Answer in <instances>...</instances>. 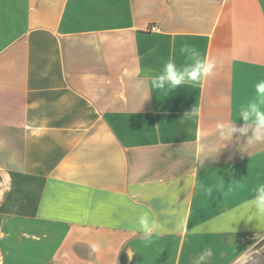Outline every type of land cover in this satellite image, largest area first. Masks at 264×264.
<instances>
[{
  "label": "crops",
  "instance_id": "0c3cea01",
  "mask_svg": "<svg viewBox=\"0 0 264 264\" xmlns=\"http://www.w3.org/2000/svg\"><path fill=\"white\" fill-rule=\"evenodd\" d=\"M184 44L214 74L153 89ZM261 80L264 0H0V264L237 263L264 142L219 125Z\"/></svg>",
  "mask_w": 264,
  "mask_h": 264
},
{
  "label": "clouds",
  "instance_id": "9594fccd",
  "mask_svg": "<svg viewBox=\"0 0 264 264\" xmlns=\"http://www.w3.org/2000/svg\"><path fill=\"white\" fill-rule=\"evenodd\" d=\"M182 52H186L189 55L191 63H187L182 67H178L172 60H168L164 65L162 71L155 76L147 77L150 80V85L153 89L168 94L170 91H174L180 86L198 83L207 77L214 74L216 70V64L213 60L207 56L201 57L200 54L191 46L184 44L181 48ZM257 99L248 103L246 106H242L239 110V119L243 120L244 126L237 127L235 122H222L219 127L222 129L221 136L224 141H231L233 136L239 133L242 137L247 138V144L243 148V151L252 147L253 145L264 142V110L261 108V103H264V80L259 81L255 85ZM252 132L251 136H248L249 132ZM206 160V159H204ZM204 160H198L203 164ZM251 204L257 209L258 212L264 213V186L260 187L257 191V195ZM139 225L145 233H151L155 225L148 223L147 217L142 216L139 220ZM193 234H197V230L193 229ZM264 241L259 235L256 239V243ZM264 250H257L255 245L245 252L240 254L241 264H256L255 258L260 255V252ZM129 258L133 255L128 252ZM213 256L211 248L204 249L195 264H207L210 258Z\"/></svg>",
  "mask_w": 264,
  "mask_h": 264
},
{
  "label": "rangeland",
  "instance_id": "374dc122",
  "mask_svg": "<svg viewBox=\"0 0 264 264\" xmlns=\"http://www.w3.org/2000/svg\"><path fill=\"white\" fill-rule=\"evenodd\" d=\"M264 238V237H263ZM254 246V245H253ZM255 247L257 250H264V241H260V243H255ZM256 264H264V251L260 252V255L255 258ZM235 264H241V261L239 260Z\"/></svg>",
  "mask_w": 264,
  "mask_h": 264
},
{
  "label": "built area",
  "instance_id": "2783aa9c",
  "mask_svg": "<svg viewBox=\"0 0 264 264\" xmlns=\"http://www.w3.org/2000/svg\"><path fill=\"white\" fill-rule=\"evenodd\" d=\"M154 29V28H153Z\"/></svg>",
  "mask_w": 264,
  "mask_h": 264
}]
</instances>
